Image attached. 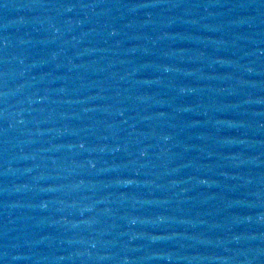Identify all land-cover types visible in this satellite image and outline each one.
<instances>
[{
	"label": "water",
	"instance_id": "water-1",
	"mask_svg": "<svg viewBox=\"0 0 264 264\" xmlns=\"http://www.w3.org/2000/svg\"><path fill=\"white\" fill-rule=\"evenodd\" d=\"M0 264H264V0H0Z\"/></svg>",
	"mask_w": 264,
	"mask_h": 264
}]
</instances>
